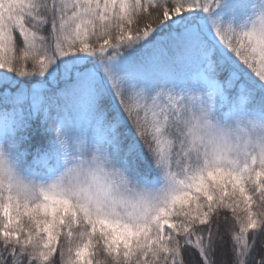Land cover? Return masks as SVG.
Instances as JSON below:
<instances>
[{
	"label": "snow or ice",
	"instance_id": "snow-or-ice-1",
	"mask_svg": "<svg viewBox=\"0 0 264 264\" xmlns=\"http://www.w3.org/2000/svg\"><path fill=\"white\" fill-rule=\"evenodd\" d=\"M0 264H264V0H0Z\"/></svg>",
	"mask_w": 264,
	"mask_h": 264
}]
</instances>
